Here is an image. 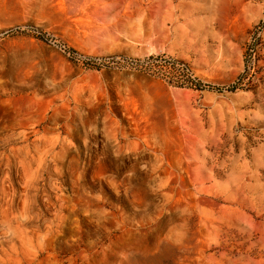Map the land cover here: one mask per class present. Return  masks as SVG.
Segmentation results:
<instances>
[{
    "label": "rangeland",
    "instance_id": "obj_1",
    "mask_svg": "<svg viewBox=\"0 0 264 264\" xmlns=\"http://www.w3.org/2000/svg\"><path fill=\"white\" fill-rule=\"evenodd\" d=\"M0 264H264V0H0Z\"/></svg>",
    "mask_w": 264,
    "mask_h": 264
},
{
    "label": "built area",
    "instance_id": "obj_2",
    "mask_svg": "<svg viewBox=\"0 0 264 264\" xmlns=\"http://www.w3.org/2000/svg\"><path fill=\"white\" fill-rule=\"evenodd\" d=\"M178 70H176L177 74H173L170 78L176 79V82H190L192 80V76L190 75V73H188V71L186 69L181 68H177Z\"/></svg>",
    "mask_w": 264,
    "mask_h": 264
}]
</instances>
